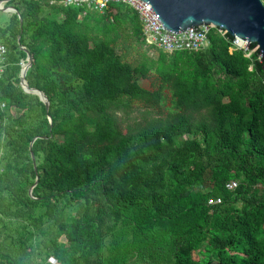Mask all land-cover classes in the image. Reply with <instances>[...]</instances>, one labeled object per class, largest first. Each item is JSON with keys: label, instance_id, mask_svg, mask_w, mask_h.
Returning a JSON list of instances; mask_svg holds the SVG:
<instances>
[{"label": "trees", "instance_id": "16d2710c", "mask_svg": "<svg viewBox=\"0 0 264 264\" xmlns=\"http://www.w3.org/2000/svg\"><path fill=\"white\" fill-rule=\"evenodd\" d=\"M50 1L9 0L23 27L17 14L0 25V264H264L260 51L212 28L202 51L167 54L126 4ZM125 32L157 59L126 61ZM23 47L48 112L20 85ZM153 72L156 91L141 85ZM165 90L169 114L125 133L118 114Z\"/></svg>", "mask_w": 264, "mask_h": 264}, {"label": "water", "instance_id": "95a60500", "mask_svg": "<svg viewBox=\"0 0 264 264\" xmlns=\"http://www.w3.org/2000/svg\"><path fill=\"white\" fill-rule=\"evenodd\" d=\"M9 1V0H7ZM155 13L162 26L172 32L180 33L189 28L212 26L221 29L232 38H239L250 45H256L264 58V2L262 0H142ZM12 10L20 19L21 29L23 20L14 7ZM20 40V38H19ZM27 65L21 76V87L25 93L37 96L45 104L48 112L50 102L40 90L30 88L26 76L31 68L34 58L26 48ZM32 91V92H30ZM52 122L51 117H49ZM31 156L36 168V158L32 151ZM39 178L35 186L38 183ZM32 190L30 194L32 195Z\"/></svg>", "mask_w": 264, "mask_h": 264}, {"label": "built area", "instance_id": "2783aa9c", "mask_svg": "<svg viewBox=\"0 0 264 264\" xmlns=\"http://www.w3.org/2000/svg\"><path fill=\"white\" fill-rule=\"evenodd\" d=\"M9 1L0 0V10H5ZM51 4L52 1H50ZM64 6H86L87 8L103 13L111 3H123L130 6L139 16L143 25V36L148 47H154L167 54H173L178 51L199 52L208 46V36L212 26H201L189 28L180 33H172L166 30L152 9L142 0H60ZM10 10V9H9ZM219 32L225 36L227 32L218 29ZM232 50H241L247 57L251 53L258 50L250 49V44L237 37L234 38ZM8 48L5 44L0 42V80L5 72L7 66ZM27 58L21 62V74L27 65ZM4 108L5 105L3 104ZM235 183H232L229 188L234 189ZM220 200L211 199L209 204H218Z\"/></svg>", "mask_w": 264, "mask_h": 264}, {"label": "rangeland", "instance_id": "374dc122", "mask_svg": "<svg viewBox=\"0 0 264 264\" xmlns=\"http://www.w3.org/2000/svg\"><path fill=\"white\" fill-rule=\"evenodd\" d=\"M262 1L264 2V0ZM56 2L60 3V0H52V3ZM6 7H8V5H6ZM14 15L15 13L12 10H0V25H8ZM117 53L120 54L126 61L133 64H139L143 62L144 56H148L152 59H157L159 55V52L157 50L148 48L147 46H142L136 41V39H134V37H132L127 32L123 33L121 39L119 40V43L117 45ZM141 85L143 88L150 91L158 90L159 82L156 74L153 72L147 79L141 80ZM171 104V94L168 90L164 91V100L162 104H160L156 108L147 107L140 102H133L132 107L127 114H118L122 130L126 133L128 127L134 128L137 124H144L146 119L149 120L159 115L167 116L172 110ZM55 258L53 257V263L58 264V261L54 260Z\"/></svg>", "mask_w": 264, "mask_h": 264}, {"label": "bare ground", "instance_id": "6f19581e", "mask_svg": "<svg viewBox=\"0 0 264 264\" xmlns=\"http://www.w3.org/2000/svg\"><path fill=\"white\" fill-rule=\"evenodd\" d=\"M263 58V57H262ZM264 59V58H263ZM30 92H32V91H30Z\"/></svg>", "mask_w": 264, "mask_h": 264}]
</instances>
